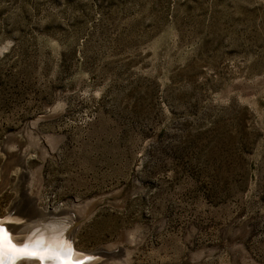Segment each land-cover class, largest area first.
<instances>
[{
    "label": "rangeland",
    "instance_id": "rangeland-1",
    "mask_svg": "<svg viewBox=\"0 0 264 264\" xmlns=\"http://www.w3.org/2000/svg\"><path fill=\"white\" fill-rule=\"evenodd\" d=\"M0 172L84 264H264V0H0Z\"/></svg>",
    "mask_w": 264,
    "mask_h": 264
},
{
    "label": "bare ground",
    "instance_id": "bare-ground-1",
    "mask_svg": "<svg viewBox=\"0 0 264 264\" xmlns=\"http://www.w3.org/2000/svg\"><path fill=\"white\" fill-rule=\"evenodd\" d=\"M20 165L21 166L16 168V171L20 172V174H19L20 175L19 176L20 181L18 184L15 185L16 189H18V190L20 189V187H22L21 186L23 184L22 182H24V179L26 176V174H25L26 173L25 172L26 166L24 164H20ZM14 170H15V168H14ZM1 171H2V173L1 172L0 173L2 175L4 174V177H6V176L8 177V174L6 175V173L8 172L7 171V163L3 166V169H1ZM0 182H1V178H0ZM0 185H1V183H0ZM31 202L33 204V210L35 212L37 211L36 213H38V217H40L42 219L36 220L34 218L35 220L33 219V221H36V223L35 222L32 223V219L29 220L31 222H26V221H23L22 216L21 217L18 216L17 218H14L12 220V222H8L7 224L0 219V226L5 227L6 231L10 234V240L12 241L11 245H14L15 248H17V249H23L25 247V245H28V252L31 253L33 251H38L40 258L39 259H34V258L18 259L17 257H20L22 254L19 252H15V256L12 260V264H43V263H45V264H65L66 261L70 262L71 255H64V253L68 249H70L72 252L73 247L71 245H73V244H69L72 241V235L69 234V231H68V236L70 235V237H69V239H67L68 237L66 238L67 243L66 242L63 243L60 240H57L58 234H56L57 229L60 228V227L58 228L57 224L58 223L62 224V222L66 220V215L58 216L59 212H57L55 210H49L47 207H40L38 205V200L36 201V199L32 200ZM11 211H13V210H11ZM45 220H47L46 221L47 223L52 222L53 224L51 223V224H47V226L44 225V226H40V227L37 226L38 224L41 223L40 221H45ZM37 221H38V223H37ZM28 223H32L34 225L31 226V228H29V227L26 228L29 225ZM54 223H56V224H54ZM61 230H62V228H61ZM10 231L14 232V235L12 232L10 233ZM20 244H24V246L20 247L19 246ZM37 244L39 245L38 248H37ZM5 248L9 249V247L7 245V240H6ZM53 248H58L59 252L61 254L59 256V259L50 261L47 257L54 255V253L52 251ZM4 252H5V250H4ZM74 253H76V252H74ZM74 253H71V254H73L72 257L74 259H78L74 256ZM87 255H90V254H87ZM87 255L85 254V256H87ZM80 258H82V257H80ZM119 258H118V260H116V259H113V257L108 256L107 257L108 260H105L106 262H104V264H129L128 257H124V258L119 257ZM86 262H89V260H87Z\"/></svg>",
    "mask_w": 264,
    "mask_h": 264
},
{
    "label": "water",
    "instance_id": "water-1",
    "mask_svg": "<svg viewBox=\"0 0 264 264\" xmlns=\"http://www.w3.org/2000/svg\"><path fill=\"white\" fill-rule=\"evenodd\" d=\"M3 150H4V152H5L8 156H11V155H12V151L9 149L8 144L5 145V146L3 147ZM26 157H27V153H21V155L18 157V158H19L18 161H16V162H17V163H22V164H24V165L26 166ZM84 218H85V216H83V217L81 216L80 218H78V222L80 223L82 220H84ZM79 223L76 222L75 224H73V228H74V230L77 231L78 226H79ZM0 228L3 229V231L5 232L6 240H7V241H10L11 244H12V241L10 240V234L6 231V228H5V227H2V226H0ZM74 234H75V233H74ZM74 250H75V249H74V247H73L71 253L76 252V251H74ZM98 251H99V250H98ZM100 251H101V250H100ZM105 251H107V250H105ZM4 253H5V254H4L3 260L0 261V264H12V260H13V258H14V256H15V252L11 251L10 249L5 248V252H4ZM109 253H110V252H109ZM89 254H90V255H87V256H85V257L78 258V259H74V258L72 257L73 254H71L70 262H71V264H84L87 260L90 261V260H92L93 258H96V257H97V259H101V260H102V257H101V256H103L102 251H101V253L90 252ZM43 264H45V263H43Z\"/></svg>",
    "mask_w": 264,
    "mask_h": 264
},
{
    "label": "snow or ice",
    "instance_id": "snow-or-ice-1",
    "mask_svg": "<svg viewBox=\"0 0 264 264\" xmlns=\"http://www.w3.org/2000/svg\"><path fill=\"white\" fill-rule=\"evenodd\" d=\"M5 244H6V235L3 231V229H0V261L3 260L4 257V250H5ZM7 245L9 247V249L13 252H19L22 255L20 257H17L18 259H30V258H34V259H39V252L38 251H33L31 253L28 252V245H25V247L23 249H17L15 248L14 245H11L10 241H7ZM39 247V245L37 244V248ZM54 255H51L49 257H47L50 261L51 260H56L59 259L60 256V252L58 248H53L52 249ZM64 255H71V250L68 249ZM65 264H71V262L66 261Z\"/></svg>",
    "mask_w": 264,
    "mask_h": 264
}]
</instances>
